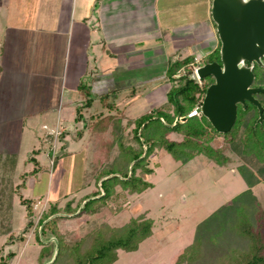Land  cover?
Returning <instances> with one entry per match:
<instances>
[{
  "label": "rangeland",
  "instance_id": "1",
  "mask_svg": "<svg viewBox=\"0 0 264 264\" xmlns=\"http://www.w3.org/2000/svg\"><path fill=\"white\" fill-rule=\"evenodd\" d=\"M5 1L0 0V155H4L6 148L11 149L16 155V161L11 177L4 184V190L7 193L10 191L9 196L13 193L11 216L13 240L11 244L3 246L6 237H0V249L2 255L8 251H13L15 254L8 264H47L45 262L50 254L42 257L38 255L41 246L34 235L38 229L39 217L47 210L51 202H57V205L62 207L66 201H70L71 206H74L83 194L93 190L95 187L92 175L98 171V164L90 170L88 166L90 162L88 164L86 161L90 149L87 151L86 147L83 148V144L88 142V134L83 131L79 138L81 123L73 120L74 108L83 103L81 96L76 92L77 101L72 105L73 110L62 111L60 116L59 109H56V102L59 98V104L66 102L65 88L63 89L65 81L58 85L59 94L54 97L56 99L53 100V97L42 93L44 78L39 59L42 52L49 56L46 48L50 44H46L42 51L43 29L48 30L50 26L48 20L51 19L53 12V0L23 2L10 0L7 8ZM37 4L38 7H36ZM156 9L157 53L167 56L175 45L188 42V39H185L188 33L185 34L175 28L188 29L190 22L186 23L184 20L190 21V17L201 18L200 14H203L204 9L199 0H169V3L158 0ZM36 11L38 16L35 17ZM97 18L98 16L94 13L92 24L95 25V29ZM61 20L63 22V17ZM202 20L207 23L205 19ZM208 20L212 26L213 22L209 18ZM206 34L207 32L200 33L201 37L198 38L202 41V37ZM100 35L99 32L89 36L93 45L83 57V60L87 61L85 64L83 62L82 66L77 64L78 67L84 68V71L77 74V81L73 80L75 72L71 71L69 81L65 85L66 90L72 88V85L77 82L79 85H87L90 88V97L94 99L89 107L82 108L81 113L84 119H89V116L99 112L103 114L108 112L98 100V95L101 93L106 94L107 97L102 96L108 98L107 100L112 101L114 105L110 113L118 114L125 106L124 112L130 118H136L162 104L164 92L170 85L164 75L167 63L165 61V63L151 65L152 79H146L149 74L138 73L139 76L136 74L135 77L124 74V78L121 79H96V76H100L97 71L104 73L102 69L116 66L115 61L111 64V59L107 60L105 57L106 64L103 66L100 63L101 54L97 46L101 42ZM178 35L180 38H176ZM204 41V47L199 46L200 49L193 50V53L195 52L193 58H200L210 50V46L214 45V42H211L213 40ZM186 53L178 49L176 53H172L173 57L169 60L182 59ZM216 55L214 52L211 57L215 58ZM161 57L157 56L160 62ZM207 59L208 57L199 59V65ZM68 61L66 51L63 77ZM90 67L92 71L85 72L86 68ZM188 67L191 66L188 65ZM190 75L197 82H201L195 73L192 72ZM204 78L210 80L209 77ZM110 91H115V94L111 95ZM258 99L264 104V95L259 96ZM67 117L72 120L66 119ZM122 123L124 124L125 121L122 120ZM125 133L129 141V128H126ZM238 134L239 132L233 136H212L209 139V145L219 150L222 157L227 158L223 166L217 165L214 160L207 159L198 153H194V158L182 164L173 160L162 149L152 152L147 159V165L152 168V173L142 175L144 180L151 183V187L138 194L124 192L122 209L119 214L109 220L112 225L118 226L131 217L143 214L152 220L151 235L141 241L135 251L118 250L113 264H168L179 250L190 243L195 226L240 191L248 192L254 197L253 203L264 208V190L261 180L258 179L251 185L245 184L237 170L241 165H246L252 171L246 160L250 154L247 156L237 153L232 148L234 143L232 145L230 141H233ZM88 144L90 146L89 142ZM113 148L103 163L111 161L116 153V147ZM235 148L239 150L240 146ZM83 169H85V177ZM83 185L85 186L82 187ZM120 189L121 187L115 186L118 192ZM19 195L22 198L33 199L31 216H24L25 212L19 202ZM107 214V211L102 210L91 217L99 220ZM230 218L225 215L222 221L225 223L220 228L225 232H231L230 230L235 228V220H233L235 218L232 216L229 220ZM79 219H60L55 227L61 232L75 230L78 233ZM28 221L30 225H26ZM224 235L221 233L218 237L214 235L206 239L205 246L208 249L205 254L208 259H211L208 255L209 249L214 253L221 250L218 246L224 243L220 240ZM241 245L242 242H238V239L230 237L226 242L227 247L240 248Z\"/></svg>",
  "mask_w": 264,
  "mask_h": 264
},
{
  "label": "trees",
  "instance_id": "2",
  "mask_svg": "<svg viewBox=\"0 0 264 264\" xmlns=\"http://www.w3.org/2000/svg\"><path fill=\"white\" fill-rule=\"evenodd\" d=\"M214 52L217 55L212 58ZM201 57L199 59L208 57L205 62L217 59L218 50ZM192 63L193 55L169 60L164 75L170 85L164 92L163 103L136 118L125 114V106L118 114L110 113L114 105L102 96L106 94L101 93L98 100L108 112H99L84 119L81 110L89 107L94 98L90 97V88L87 85L77 86V93L83 103L74 108L73 120L81 123L79 138L83 131L88 134L87 141L90 146L85 142L83 148L86 147L87 151L90 149L86 158L88 164L90 162V170L98 164V171L92 175L95 188L83 194L74 206H71L70 201H66L62 207L57 202H51L39 217L38 229L34 235L41 246L38 255L42 257L50 254L45 263L113 264L118 250L135 251L139 243L151 235L152 220L143 214L131 217L118 226L112 225L109 220L122 209L124 192L138 194L151 187V183L144 180L142 175L152 173L147 159L156 149L166 151L173 160L182 164L194 158V153H198L223 166L227 158L209 145V139L212 136H233L239 132L230 141L232 145L234 143L232 148L237 153L247 156L250 154L246 160L252 168L250 171L248 166L241 165L237 169L239 175L248 185L260 179L264 190V120L260 123L255 121L256 110L250 103H246L244 108L238 105L237 117L229 132L219 134L201 114H191L212 81L206 76L210 80L201 78L199 83L191 77L192 70L188 65L191 66ZM253 72V85L263 86L264 69L255 65ZM110 94L114 95L115 91H110ZM262 95L264 93L256 94L255 97L258 99ZM260 103L264 114V104L261 101ZM186 115L189 116L181 121V117ZM122 120L125 121L124 124ZM126 128L130 131L129 141ZM236 146H240V149H236ZM113 147H116L115 155L110 162L103 163ZM15 161L16 155L12 150L0 155V237H6L3 246L11 244L13 240V193L9 196L10 191L7 193L4 190V184L15 169ZM84 171L85 169L82 171L85 177ZM115 186L121 187L120 192L115 190ZM18 198L23 206L24 216H31L33 199L22 198L20 195ZM253 202L254 197L243 190L218 206L195 226L190 243L179 250L168 264H264V208ZM102 210L108 213L103 218L94 220L91 217ZM225 215L235 218V228L231 232L220 228L225 223L222 222ZM65 218H80L78 233L75 230L61 232L55 227L58 220ZM28 224L29 221L26 225ZM221 233L225 234L220 238L224 242L218 246L221 250L214 253L209 249L208 255L211 259H208L205 254L208 249L205 246L206 239L214 235L218 237ZM229 237L242 242L240 248L227 247ZM14 255L13 251L2 255L0 249V264H8Z\"/></svg>",
  "mask_w": 264,
  "mask_h": 264
},
{
  "label": "crops",
  "instance_id": "3",
  "mask_svg": "<svg viewBox=\"0 0 264 264\" xmlns=\"http://www.w3.org/2000/svg\"><path fill=\"white\" fill-rule=\"evenodd\" d=\"M18 1L23 2L25 0ZM157 1L53 0V12L50 16L51 19L48 20L50 26L48 30L43 29L42 51H44L46 44H50L46 48L49 51V56L42 52L39 64L43 69L41 71L44 78V85L42 86L43 94L51 98L53 97V100L56 99L54 97L59 94L58 85L60 82L65 81L63 89L65 88L64 94L67 98L63 97L66 102L63 101L64 103L59 104L60 98L56 102V109H59V115L62 114V111L69 112V109L73 110L74 107L72 105L77 101L76 92L79 83H75L72 85V88H68L67 90L65 85L69 81L71 71L75 72L73 77L74 81H77L78 75L84 71V68L78 67L77 64L82 66L83 62L85 64L87 61L85 59L83 60V57L87 50L89 51L92 48L93 42L89 39L91 34L94 35L99 32L101 34L99 37L101 42L97 45L99 53L101 54L100 63L102 65L106 64L104 57L107 60L111 59V64L114 61L116 63L115 67L110 66L107 69H102L104 73L97 71L98 75H100L98 77L96 76L97 80L121 79L124 78V74L135 77L137 73L140 75L149 74L146 79H152L150 76L151 65L163 63L164 61L168 62L169 58L172 59L173 57L172 53H176L178 49H181V52H187L186 55H194L195 52L193 53V50H198L201 46H205V43L203 44L205 42L204 40H213V29L208 20L210 0H199L202 9H204L203 14H200L202 17L196 18L189 16L190 21L183 19L186 23L190 22L188 29L181 27L175 28L178 31H183L185 34L188 33L185 36L188 42L185 44L179 42L180 44L175 45L167 56L158 54L156 45L157 37L155 36ZM163 3H169V0H163ZM5 5L7 8L10 5V0H6ZM36 7H38V4ZM94 13L98 16L96 29L95 25L93 26L92 24V15L94 16ZM36 16H38V11L35 12ZM61 17H63V22ZM202 19H205L207 23ZM43 22L45 23V20ZM203 32H207L206 36L208 38L204 35L205 37H202L203 40L201 41V38L198 37H201L200 33L202 34ZM176 38H180L179 35ZM66 51L69 61L63 77V63ZM77 52L79 53L77 54ZM158 55L162 56L161 62L157 59ZM142 64L143 66H141ZM87 70H91V67L89 69L86 68L85 72ZM138 74L136 76H139ZM54 89L57 90L55 91ZM69 104H71V107H69ZM66 119L69 118L67 117ZM69 120L71 121L72 119ZM9 150L11 149L6 148L4 154L8 153Z\"/></svg>",
  "mask_w": 264,
  "mask_h": 264
},
{
  "label": "water",
  "instance_id": "4",
  "mask_svg": "<svg viewBox=\"0 0 264 264\" xmlns=\"http://www.w3.org/2000/svg\"><path fill=\"white\" fill-rule=\"evenodd\" d=\"M209 17L219 41V63L195 68L198 79L211 76L213 82L191 114H201L217 133H226L235 121L236 105L248 101L260 123L263 107L253 94H263L264 85L251 86V70L254 63L264 68V0H210Z\"/></svg>",
  "mask_w": 264,
  "mask_h": 264
},
{
  "label": "flooded vegetation",
  "instance_id": "5",
  "mask_svg": "<svg viewBox=\"0 0 264 264\" xmlns=\"http://www.w3.org/2000/svg\"><path fill=\"white\" fill-rule=\"evenodd\" d=\"M209 19H210V17H209ZM211 20V19H210ZM212 22V21H211ZM212 29H213V42H214V45H212V47L210 48V50L209 51H206L205 53L206 54H208V53H210V52H212V51H214L215 49L216 50H218L219 49V41H218V38H217V34H216V32H215V25H214V23L212 24ZM206 54H204V55H206ZM261 59H262V61H264V58L263 57H261ZM213 61H215V62H217V63H219V52H218V58L217 59H214V60H211V61H209V62H213ZM204 63H207V62H204ZM203 63V64H204ZM245 63V65H248V63H246V62H244ZM198 65H199V61H198ZM255 65H257V64H253V66H252V73H253V75H254V72H253V68H254V66ZM257 66H259V65H257ZM260 67V66H259ZM260 68H263V67H260ZM264 69V68H263ZM210 78H211V82L210 83H212L213 82V78L211 77V76H209ZM254 79V78H253ZM209 83V84H210ZM251 86H255V85H253V81H252V84H251ZM261 87V86H260ZM255 95L256 94H253V96L255 97ZM256 98V97H255ZM257 99V98H256ZM258 100V99H257ZM260 102V101H259ZM246 103H249L248 101H244V105H242V104H237L236 105V117H237V108H238V105H241V106H243V108L246 106ZM261 104V103H260ZM252 105V104H251ZM263 107V106H262ZM255 110H256V108H255ZM256 117H257V111H256ZM236 119V118H235ZM235 122V121H234ZM234 124V123H233ZM232 127V126H231ZM229 132V131H228Z\"/></svg>",
  "mask_w": 264,
  "mask_h": 264
},
{
  "label": "built area",
  "instance_id": "6",
  "mask_svg": "<svg viewBox=\"0 0 264 264\" xmlns=\"http://www.w3.org/2000/svg\"><path fill=\"white\" fill-rule=\"evenodd\" d=\"M198 61H199V57L198 58H196V57L193 58V63L191 64V69H192L193 73H195V68L198 66Z\"/></svg>",
  "mask_w": 264,
  "mask_h": 264
}]
</instances>
